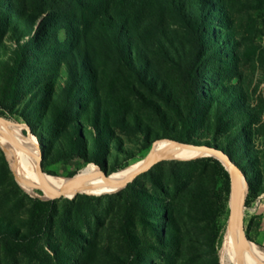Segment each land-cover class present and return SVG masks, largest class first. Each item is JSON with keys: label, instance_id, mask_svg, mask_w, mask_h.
Wrapping results in <instances>:
<instances>
[{"label": "trees", "instance_id": "16d2710c", "mask_svg": "<svg viewBox=\"0 0 264 264\" xmlns=\"http://www.w3.org/2000/svg\"><path fill=\"white\" fill-rule=\"evenodd\" d=\"M11 2V12L6 6L1 13L0 38L15 44L8 53L7 65L12 66L5 77L17 91L26 89L29 75L41 73L40 57L46 55V46L56 49L52 54L60 52L55 37L64 34V49L70 50L63 92L41 88L26 103L49 122L44 127L57 135L45 139L36 133L43 163L50 157L64 162L80 157L109 173L101 157L111 155L113 148L122 150L125 141L113 121L121 115L123 125L133 124L147 148L154 138L175 132L177 136L171 138L181 142L224 150L248 179L246 203L259 195L249 175L254 171L259 176L258 155L250 147L252 109L245 97L222 88H231L225 81L233 68L230 63L238 59L240 44L223 48L228 37L213 35L223 16L229 24L233 20L227 0H49L36 15L17 11L16 2ZM225 28L224 32L233 30L236 42L235 30L230 25ZM101 54L117 62L110 87L114 90L124 83L123 92H115L117 96L102 95L98 67H89ZM156 58L174 66L170 83L156 67ZM113 97L119 98L122 110L115 108ZM10 102L1 100V115L7 116ZM169 164L165 170L157 163L105 201L88 195L67 200L69 206L63 211L59 199H34L25 194L27 203L42 205L46 211L38 217L29 214L24 220L0 215V261L3 250L24 252L34 245L42 252L35 257L42 264H100L106 245L114 262L218 264L203 257L205 248L201 238L191 233L196 224L191 221L197 222V208L216 184L210 173L201 180L209 170L224 176L221 206L222 212L226 210L229 172L212 156ZM203 184L208 189L198 191ZM83 198L92 200L93 207ZM220 237L219 230L214 242Z\"/></svg>", "mask_w": 264, "mask_h": 264}, {"label": "rangeland", "instance_id": "374dc122", "mask_svg": "<svg viewBox=\"0 0 264 264\" xmlns=\"http://www.w3.org/2000/svg\"><path fill=\"white\" fill-rule=\"evenodd\" d=\"M2 1L3 2L0 0V18L1 13H5L6 6L7 12H11V0ZM14 1L17 5V11L32 13L31 15L40 13V11L46 8L47 3L49 2V0ZM56 1L62 3V0ZM227 2L230 5L233 20L229 24V22L226 21V17L223 16V20H221L220 23L221 25H215V28L217 29H214L213 35L228 37V42L223 43V48L230 49L231 46L235 48L237 45L234 43L240 44L238 59L235 62L232 61L230 63L233 65V68L229 72L230 77L225 81V83L230 84L231 88H228L226 85V87L224 86L222 88L227 92L233 91L240 96V98L245 97L247 99L246 104L252 109L251 112L254 115L250 126L253 129L252 146L250 147H252L255 150L254 152L258 155L257 167L259 176L255 177L254 171L250 172L249 175L251 181L257 185L259 195L250 204L246 203L249 193V183L244 174L248 183V188L245 189V194L243 196V214L245 229L249 240H251L250 242L264 253V0H227ZM26 20L34 21V19ZM30 23L32 24V22ZM38 24L39 20L35 22V27H37ZM227 25H230L235 30V35L233 37L236 39V42L232 39L231 33H233V30L231 31L227 29L226 32H224ZM220 31L221 34L219 33ZM64 38L65 35L62 33L55 37L57 49L60 50V52H57L56 54H52V50L56 51V49L51 50L49 46H46L48 48L46 55L40 57L43 66L41 73L34 77L29 75L26 81V89L20 91L15 89L14 82L12 83L7 77H5L12 66L11 64L9 65L10 67L7 65L10 62L8 53L12 52L13 49L10 47L15 46V44L9 41L7 37H3V39L0 38V102L1 100H11L10 108L6 109L9 112L6 113L7 116H5L4 119H0V123L9 126L11 129L22 132L29 138V140L36 144L38 140L42 156L44 153L36 133L41 134L45 139L56 138L57 135L54 134L53 130L44 127V124H48L49 122L40 117L39 114H36L34 109L27 108L26 103L30 100L31 93H37L41 88L47 89L49 93H54V91L56 93L63 92V81L66 82V75L69 73L66 66L69 63L68 60H71L69 57L70 50L64 49ZM94 62L96 63L90 64L89 67H98L100 76L97 81L103 92L102 95L106 97L108 93L116 95V93L121 92L124 83H120L118 86L116 85L114 90L110 88L111 79L117 70L116 60L108 59L101 54ZM155 65L160 69L163 78L170 83L172 77H174L172 75H175L174 66L168 64L163 59L158 60L157 58L155 59ZM221 65L223 66V64ZM80 68L81 66H79V69ZM12 93L20 94L16 96ZM113 98L115 101L112 103L115 105V108L122 110V104H120L119 98ZM121 117L122 116L119 115V117L114 118L113 121L117 133H119V137H121L122 141H125L122 143V150L113 148L111 155H104L101 157L108 163L109 174L119 170H114V165L125 162L130 164L141 160L149 151L151 152L156 148L160 140L174 139L171 138V136H177L175 132L173 134L169 132V136L154 138L151 143H149L150 147L147 148L144 142L141 141L142 136L136 134L137 132L134 130L135 126L133 124L132 126L123 125ZM197 144L204 145L202 143ZM16 149L24 155L34 156L23 143L19 147H16ZM203 157H209V155H206V152L204 151H198L191 157L182 159L167 156L159 163L163 169L167 170L170 168L171 165L169 162L172 160L192 161ZM127 159L129 160L127 161ZM90 163L97 165L100 170H103L96 162H86L80 157H75L69 162L55 160V158L50 157L43 163V166L45 173L48 175L72 177ZM248 169H250L249 166ZM198 170L200 169L197 168L196 171ZM49 171L52 173H49ZM209 173L215 176L216 184L211 188V194L200 202L201 204H199V207L197 208V215L199 216L196 217L197 222L195 219L191 221V224L196 223L192 228L191 233H193L195 238H201L202 243L200 245L205 248V255L203 257L207 260L213 259V261H216L218 264H225L219 256V245L222 239L223 230L228 224L229 199L227 201L226 210L222 212L221 193H223L224 176L221 175V172L216 171V173H213L212 171L211 173L209 170L208 172L202 173L201 180H206ZM121 187L122 185L116 190L104 194H92L81 191L74 197L62 196L57 198L59 199L58 206L61 211H63L69 206L66 201L75 199L79 197V195L101 197L105 201L121 191ZM207 189L208 186L203 184L202 187L198 188V191L202 192ZM25 194H28L34 199L41 200H47L46 198L48 197L38 186H26L24 183L18 181L11 163L0 146V215L12 218L20 217L24 220L29 214L38 217L39 214L46 211L42 205L33 206L32 204L27 203L29 199ZM83 201L93 207L91 204L92 200L83 198ZM38 224L39 221L36 224V227L39 228ZM219 230L221 235L220 240L214 242V236ZM103 250L105 252H103L100 264H127L123 259H115L114 262L113 258L110 257L111 250L106 245H104ZM37 255H42V252L38 246L34 245L29 246L24 252L17 251L16 253H13L11 251L3 250L0 264H42V259L38 260L35 258ZM43 258H47V256L45 255Z\"/></svg>", "mask_w": 264, "mask_h": 264}, {"label": "bare ground", "instance_id": "6f19581e", "mask_svg": "<svg viewBox=\"0 0 264 264\" xmlns=\"http://www.w3.org/2000/svg\"><path fill=\"white\" fill-rule=\"evenodd\" d=\"M0 128L11 134H4L0 132V146L4 150L12 169L16 175L18 181L24 183L26 186L36 185L40 189H45V194L49 196V193H60L64 196L74 197L78 192H86L92 194H104L116 190L122 183L125 182V178L131 169L140 165L147 155L136 162L130 163L129 166H125L112 174H109V179L116 183H108L104 177L102 170L93 163L87 164L79 173L72 177L48 175L38 170V156H40L41 149L38 144L29 140V138L9 126L0 123ZM24 144L25 147L34 155L27 156L20 153L16 147ZM198 151L206 152L203 149H194L192 147L179 145L173 143L168 139H163L160 143L150 152V155H161L163 158H188L194 155ZM220 158L226 167H229V163L221 156L215 155ZM240 180V203L244 202L245 189H247V183L242 175L239 176ZM44 183V184H43ZM123 184V183H122ZM238 237V228L236 227V237H234L227 224L222 233V239L219 245V256L225 264H257L264 262V253L260 251L250 241H244L241 244V251L238 252L235 242V238ZM239 241V240H238ZM241 260H239V258Z\"/></svg>", "mask_w": 264, "mask_h": 264}, {"label": "water", "instance_id": "95a60500", "mask_svg": "<svg viewBox=\"0 0 264 264\" xmlns=\"http://www.w3.org/2000/svg\"><path fill=\"white\" fill-rule=\"evenodd\" d=\"M4 117L5 116L0 114V119H4ZM0 132L4 133L5 135L9 134V133H7V131H5L4 129H1V128H0ZM10 137H12L11 134H9L8 138H10ZM168 140H170L173 143H177L179 145L192 147L194 149H203V150L207 151L209 156L215 157V155H219V156L223 157L229 163V167H226L220 158L215 157L223 163V165L226 167V169L228 170L229 175H230L231 188H230V194H229L228 225H229V229L231 230V233L234 237H236V227L238 228V237H237V239L235 238V242H238L236 244V246H237L238 252H240L241 251V244L244 241H247V239L249 240L247 233H246L245 224H244V214H243L244 206H243V203L242 204L240 203V180H239V176L242 175L246 181V177H245L244 173L241 171L239 166L230 158V156L222 149H219V148L213 147V146H209L206 144L201 145V144H197V143L181 142V141H178L175 139H168ZM37 144L39 146L38 140H37ZM16 145H17V147H19L18 144H16ZM37 158H38V170L41 173L44 171L42 152L40 153V156H38ZM163 159H165V158H163L161 155H156V156L150 155V151H149L147 154V158L140 165L131 169L130 172L128 173L127 177L125 178V182H122L123 184L120 183L122 185L121 189L125 188L130 182H132L134 179H136L141 174L150 170L154 165H156L157 163H159ZM102 172H103L104 177L107 179L108 183H116V182H113L112 180H108L109 179V173L107 171L102 170ZM246 183H247V181H246ZM247 188H248V183H247ZM44 190L45 189H42V191H44ZM62 196H64L62 192H60V193L53 192V193H49V196L46 199L47 200L57 199V198H60ZM238 258H239V260H241L240 257H238ZM257 264H264V262H259Z\"/></svg>", "mask_w": 264, "mask_h": 264}]
</instances>
